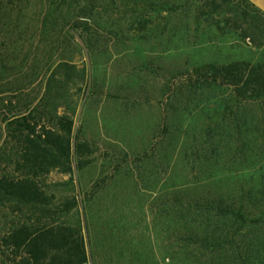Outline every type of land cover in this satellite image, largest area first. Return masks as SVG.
I'll return each mask as SVG.
<instances>
[{
	"label": "rangeland",
	"instance_id": "obj_1",
	"mask_svg": "<svg viewBox=\"0 0 264 264\" xmlns=\"http://www.w3.org/2000/svg\"><path fill=\"white\" fill-rule=\"evenodd\" d=\"M29 1L25 8L24 0H0V62L7 69L0 72V177L23 175L17 165V147L6 140L4 120L29 104L36 108L40 91V80L33 78L40 53L33 21L39 0ZM139 1L116 0L112 13L115 21L127 14L136 18L129 32L113 41L104 32L93 61L87 53L76 58L80 87L67 105L76 110L80 140L91 148L90 164L74 174L53 171L36 181L57 201L79 199V207L58 220L82 228L88 264H264V225L246 229L233 244L208 248L200 235L206 224L214 229L213 218L206 222L197 217L195 224H204L199 237L189 235L185 222L179 221L177 209L182 204L175 200L184 199L183 182L188 179L195 187L200 179L198 171L192 173L185 166V156L194 146L202 148V141L194 145L183 139L178 130L184 132L185 127L179 116L171 115L186 109L184 99L198 95L200 101H211L206 106L208 116L215 109L216 99L229 95L190 88L196 67L236 61L264 63V47L254 48L235 32L219 33L209 19L196 21L194 0ZM102 6L97 19L103 21L106 12H111L110 7ZM144 22L149 24L146 30H142ZM18 86L24 90L17 92ZM260 110L261 106L243 104L237 109L238 122L227 124L226 130L232 127L233 131L259 117ZM197 118L199 135L206 128L207 117L195 115ZM236 146L243 147L248 158L264 156L257 142L252 144L244 137L239 143L232 138L231 146L226 144L215 154L219 160L223 156L224 173L217 174H224L222 192L236 194L237 179L245 182V175L255 170L244 167ZM204 169L207 173L202 178H210L211 165ZM212 187L202 184L192 193L214 192ZM253 201H245L251 214L261 211L255 209ZM29 218L9 204H0V264L20 263V255L5 244V237L22 222H32L27 221ZM194 220L187 218L193 224Z\"/></svg>",
	"mask_w": 264,
	"mask_h": 264
},
{
	"label": "trees",
	"instance_id": "obj_2",
	"mask_svg": "<svg viewBox=\"0 0 264 264\" xmlns=\"http://www.w3.org/2000/svg\"><path fill=\"white\" fill-rule=\"evenodd\" d=\"M194 2L196 21L209 19L219 33L235 32L254 48L264 47V13L249 0ZM116 3V0H39V7L37 5L33 16L35 38L40 43L33 70L35 82L40 80L37 107L29 104L4 120L6 140L17 147V165L23 175L20 178L0 177V204L11 205L18 214L30 215L27 221L32 220L22 222L5 237V244L20 255L19 264L89 263L88 245L82 228L58 220L61 215L76 210L80 205L79 199L57 201L55 196L42 190L36 180L53 171L74 174L90 164L91 148L80 140L74 120L76 110L67 104L80 87L76 81L80 75L76 58L87 53L92 60L104 41V32L113 41L119 34L129 32L136 20L127 14L119 22L115 21L112 13ZM102 4L104 9L110 7L111 12L108 14L106 10L103 21L97 19L101 15ZM24 5L28 8L30 1L24 0ZM26 20L30 19L26 17ZM147 24H141L142 30L149 27ZM3 71L7 69L0 62V72ZM190 80V88L195 91L205 88L229 92V95L216 99L215 109L208 116L206 106L211 101H200L196 97L198 95L188 101L184 99L186 109L171 114L179 116L178 121L185 127L184 132L181 128L178 130L183 139L192 141L194 145L198 140L202 141V148L194 146L190 155L185 156V166H189L192 173L198 171L200 179L195 187L188 179L183 182L184 199L175 200L182 204L177 209L178 219L185 222L184 229L189 235H197L204 227V224H195L197 217L206 222L213 218L216 221L214 229L206 224L200 238L207 243H203L204 247L217 248L233 244L236 236L246 229L264 225V156L248 158L247 151L236 146L244 167L255 169L245 175L247 181L237 179L236 194L221 191L226 182L224 174L222 178L217 174L224 173L223 156L220 160L215 156L226 144L231 146L232 138L240 143L246 137L252 144L257 142L264 151V63L204 64L194 69ZM18 88L17 92L24 90L21 86ZM243 104L261 106L260 116L252 117L233 131L232 127L226 130L230 123L238 122L237 109ZM60 109L65 112L60 114ZM195 115L207 117L206 128L199 135L196 128L200 119L195 120ZM207 164L213 170L208 173L210 178H202L207 173L204 169ZM209 179L212 181L208 182ZM202 184L215 186V191L192 193L197 192ZM246 199H254L251 203L261 211L251 214L252 209L245 206ZM188 217L190 220L195 217L194 224L187 221Z\"/></svg>",
	"mask_w": 264,
	"mask_h": 264
},
{
	"label": "water",
	"instance_id": "obj_3",
	"mask_svg": "<svg viewBox=\"0 0 264 264\" xmlns=\"http://www.w3.org/2000/svg\"><path fill=\"white\" fill-rule=\"evenodd\" d=\"M249 1L264 13V0H249Z\"/></svg>",
	"mask_w": 264,
	"mask_h": 264
}]
</instances>
